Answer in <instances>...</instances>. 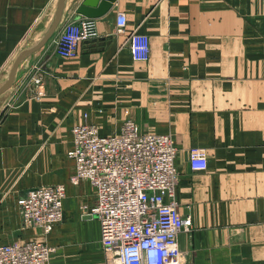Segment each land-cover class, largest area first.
Instances as JSON below:
<instances>
[{
	"label": "crops",
	"instance_id": "1",
	"mask_svg": "<svg viewBox=\"0 0 264 264\" xmlns=\"http://www.w3.org/2000/svg\"><path fill=\"white\" fill-rule=\"evenodd\" d=\"M83 1L66 0L63 23L84 18ZM57 2L0 0V85L40 41ZM118 13L127 17L124 35ZM95 20L98 37L80 45L77 59L57 57L51 40L0 96V245L43 241L56 249L52 264H105L100 224L88 214L94 191L70 183L72 128L87 121L107 136L130 119L178 148L176 198L193 218L180 236L184 259L264 264V0H118ZM134 31L150 39L147 62L132 59ZM37 63L39 88L28 79ZM192 147L207 150L206 171L190 169ZM54 185L67 189L63 220L45 238L24 227L18 201Z\"/></svg>",
	"mask_w": 264,
	"mask_h": 264
},
{
	"label": "built area",
	"instance_id": "2",
	"mask_svg": "<svg viewBox=\"0 0 264 264\" xmlns=\"http://www.w3.org/2000/svg\"><path fill=\"white\" fill-rule=\"evenodd\" d=\"M126 27L125 13H118L116 34L124 35ZM97 37L96 20H66L52 38L54 54L75 60L80 45ZM126 43L134 61L149 60L147 35L134 31ZM43 68L37 63L29 72L28 79L36 88L43 85ZM178 154L170 135L143 133L130 119L119 132L107 136L87 121L72 128L68 156L75 171L70 183L87 182L94 191L95 206L88 214L100 224L105 264H194L184 259L180 247V236L192 232L193 218L179 211ZM208 162L206 149L189 150L188 164L193 172L206 171ZM66 196L65 185L28 191L18 201L24 227L48 237L63 220ZM55 252V247L36 240L0 245V264H52Z\"/></svg>",
	"mask_w": 264,
	"mask_h": 264
},
{
	"label": "water",
	"instance_id": "3",
	"mask_svg": "<svg viewBox=\"0 0 264 264\" xmlns=\"http://www.w3.org/2000/svg\"><path fill=\"white\" fill-rule=\"evenodd\" d=\"M118 0H84L77 9V14L87 19H99L110 12ZM66 0H58L55 12L40 41L22 51L15 59L5 82L0 85V96L8 92L14 85L17 73L27 58L40 51L55 36L66 18Z\"/></svg>",
	"mask_w": 264,
	"mask_h": 264
},
{
	"label": "rangeland",
	"instance_id": "4",
	"mask_svg": "<svg viewBox=\"0 0 264 264\" xmlns=\"http://www.w3.org/2000/svg\"><path fill=\"white\" fill-rule=\"evenodd\" d=\"M15 106H16V105L12 102V103H10V106H8V108H6V109H7V111H10V109H11V110L14 109Z\"/></svg>",
	"mask_w": 264,
	"mask_h": 264
},
{
	"label": "bare ground",
	"instance_id": "5",
	"mask_svg": "<svg viewBox=\"0 0 264 264\" xmlns=\"http://www.w3.org/2000/svg\"><path fill=\"white\" fill-rule=\"evenodd\" d=\"M60 28H61V26H60ZM60 28H59V29H60ZM57 32H58V31H57ZM55 35H56V34H55Z\"/></svg>",
	"mask_w": 264,
	"mask_h": 264
}]
</instances>
